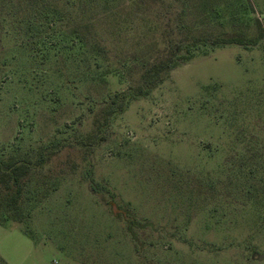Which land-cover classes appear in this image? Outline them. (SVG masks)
Returning <instances> with one entry per match:
<instances>
[{
	"label": "rangeland",
	"instance_id": "rangeland-1",
	"mask_svg": "<svg viewBox=\"0 0 264 264\" xmlns=\"http://www.w3.org/2000/svg\"><path fill=\"white\" fill-rule=\"evenodd\" d=\"M72 13L47 37L0 30V264H264V0ZM164 35L252 44L206 48L122 101Z\"/></svg>",
	"mask_w": 264,
	"mask_h": 264
},
{
	"label": "trees",
	"instance_id": "trees-1",
	"mask_svg": "<svg viewBox=\"0 0 264 264\" xmlns=\"http://www.w3.org/2000/svg\"><path fill=\"white\" fill-rule=\"evenodd\" d=\"M83 0H0V30H4L6 33L13 34L17 40H20L22 35H26L31 39H35L39 36H50L53 33L65 32L64 23L72 20V9L79 5ZM142 1V0H140ZM27 8H31L30 12H25ZM249 9L248 6L245 7ZM250 10V9H249ZM253 13L251 7L250 10ZM255 21L261 25L259 19ZM27 26V28L25 27ZM82 27H73L70 34H75L80 39V42L85 41L80 35ZM29 34V35H27ZM264 36V35H263ZM263 36H260L262 38ZM240 35L238 37L226 38L219 36L216 38H207L204 36L193 38H169L168 35H164L162 38L163 47H160L158 41L155 42L153 50L149 51L153 53L151 55L148 67L145 70L142 84L137 88H131L127 94L122 95V101L129 100L131 97L144 96L149 91L155 89L159 84L165 81L171 70H173L180 62L181 59H191L196 53L205 50L206 48H215L228 44H252L250 41H245ZM97 46L100 45V41H94ZM21 46L27 47L32 52H37L40 48L39 43H26L21 42ZM48 47V46H47ZM94 48V45L91 47ZM115 98L112 102L117 103L119 94L114 95ZM120 102V101H119ZM112 110L114 107L112 106ZM116 112V111H114ZM110 112V116L114 114ZM19 165H14L15 175L13 178L14 185L17 186V192H19V174L17 173ZM28 168L29 163L23 164ZM12 168V166H10ZM12 176V175H11ZM11 178V177H10ZM1 184V183H0ZM17 199H15V203Z\"/></svg>",
	"mask_w": 264,
	"mask_h": 264
}]
</instances>
